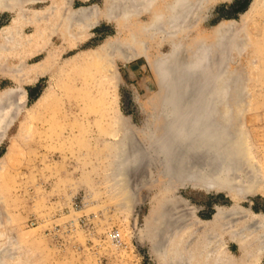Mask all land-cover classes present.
<instances>
[{
	"label": "bare ground",
	"instance_id": "obj_1",
	"mask_svg": "<svg viewBox=\"0 0 264 264\" xmlns=\"http://www.w3.org/2000/svg\"><path fill=\"white\" fill-rule=\"evenodd\" d=\"M48 1L43 7H34ZM209 1L106 0L100 9L96 5L72 7L70 0H0V15L8 14L0 26V70L4 69L3 74L15 83L12 89L0 91V139L24 102L21 84L32 83L54 68L51 50L27 65L22 53L43 49L41 42L47 43L50 36H57L62 46L74 48L100 20L120 30L123 25L125 38L106 39L56 67V82L66 93L71 89L72 74L80 72L94 79L95 94L108 115L106 125L101 127L107 140L100 177L112 199L130 208L136 198L134 187L142 177L156 182L160 175L163 180L151 198L137 238L147 243L158 263L229 264L233 257L227 250L228 239L236 245L241 264H260L264 258V217L240 211L235 203L246 195L264 193L263 178L257 173L259 165L251 155L240 117L232 114L235 108L241 109L238 76L228 72L227 59L213 44L226 40L233 22L219 24L213 48L204 40L191 44L195 24L204 18ZM26 25L32 27L27 35L23 33ZM150 43L156 47L164 44L167 52L150 56ZM14 53L16 63L7 57ZM139 57L145 60L159 87L158 104L150 105L151 114L143 129L134 128L114 110L104 87L116 84L114 59L129 62ZM213 59L217 66L208 73ZM233 90L237 94L231 103L228 97ZM56 91L47 86L28 116L48 107L57 98ZM154 120L161 122L155 126ZM24 131L20 127L18 133ZM148 145L154 152L146 158L153 161V166L145 168L142 152ZM194 155L204 165L196 168V161L192 167L186 163L185 169L178 166L179 159L182 165ZM134 172L140 176L136 182L131 178ZM186 184L228 193L239 215L231 216L234 209L216 206L211 219L196 218L186 201L173 196L176 188ZM9 243L0 230V264H17L14 242Z\"/></svg>",
	"mask_w": 264,
	"mask_h": 264
},
{
	"label": "rangeland",
	"instance_id": "obj_2",
	"mask_svg": "<svg viewBox=\"0 0 264 264\" xmlns=\"http://www.w3.org/2000/svg\"><path fill=\"white\" fill-rule=\"evenodd\" d=\"M105 4L106 0H70L72 7L96 5L103 9ZM205 7L204 18L195 21L190 41L192 45L203 40L212 45L219 24L233 22L226 40L213 44L227 59L228 72L238 76L241 109L235 108L238 112L232 114L240 117L264 187V0H210ZM6 19L8 14L0 15V26ZM121 27L116 29L112 23L100 20L74 48L62 46L57 36H50L46 44L41 42L43 49L22 53L27 65L51 50L54 68L32 83L21 84L24 102L0 139V230L10 245L14 242L17 264H160L152 257L147 243L137 238L162 177L159 175L156 182H147L142 177L141 183L134 187L133 205L130 208L118 205L100 177L107 140L101 127L106 125L108 115L102 110L100 96L95 94L94 79L80 72L72 74L67 93L56 82V67L64 59L92 49L106 39L125 38L126 29ZM31 30L26 25L23 33L27 35ZM159 47L150 43V56L167 52L164 44ZM218 55L216 52L215 56ZM14 56L15 53L7 55L16 63ZM216 66L213 59L207 72L213 73ZM113 69L116 84L104 85L105 95L130 125L143 129L151 114L150 105L158 104L156 78L142 57L129 62L114 59ZM3 70H0V91L15 87ZM47 86L57 90V98L28 116ZM235 94V90L231 91L228 101L233 103ZM154 122L158 126L161 121ZM20 127L25 129L21 134ZM144 149L142 165L148 168L153 161H148L147 155L154 149L149 145ZM196 161V168L205 163L199 158ZM131 178L136 182L139 173L134 172ZM173 196L186 201V207L200 220L211 219L216 206L232 203L223 192L204 191L188 184L176 188ZM236 203L249 207L253 215L264 217L262 191L246 195ZM110 231L119 232L118 246L108 239ZM226 245L233 257L229 264H241L236 245L228 239ZM260 264H264V258Z\"/></svg>",
	"mask_w": 264,
	"mask_h": 264
},
{
	"label": "water",
	"instance_id": "obj_3",
	"mask_svg": "<svg viewBox=\"0 0 264 264\" xmlns=\"http://www.w3.org/2000/svg\"><path fill=\"white\" fill-rule=\"evenodd\" d=\"M196 153H198V152H196ZM196 153H194V154H196ZM199 153H200V152H199ZM178 154L180 155V153H178ZM182 156L184 157V155H182ZM189 158H190L191 161L185 162V163L182 164V165L180 164V161H181V160L179 159V161H178V166H180L181 169H182V168L185 169V168H186V165H187L186 163H188V165L192 167V166L195 164V161H196L195 158H196V157H195V155H194V157H193V156H189ZM224 194L226 195V197H229V196H227L228 193H224ZM228 199H229L230 201H232L231 198H228ZM235 204L237 205V207H238V209H239L240 211H243V212L245 211L246 213L254 214V213H252V211L250 210L249 207H247V208L245 207V208H244V207L240 206V205L237 204V203H235ZM235 204H234V202L232 201V203H231L230 205H228V206H226V207H223V208H225L226 210H232V209H234V212H235V213L231 214V216H232V215H239L240 212L238 211V209H236L237 207L235 208V207L233 206V205H235Z\"/></svg>",
	"mask_w": 264,
	"mask_h": 264
},
{
	"label": "built area",
	"instance_id": "obj_4",
	"mask_svg": "<svg viewBox=\"0 0 264 264\" xmlns=\"http://www.w3.org/2000/svg\"><path fill=\"white\" fill-rule=\"evenodd\" d=\"M108 239L110 240L111 244L114 246H118L120 244V234L118 231H110L108 233Z\"/></svg>",
	"mask_w": 264,
	"mask_h": 264
},
{
	"label": "crops",
	"instance_id": "obj_5",
	"mask_svg": "<svg viewBox=\"0 0 264 264\" xmlns=\"http://www.w3.org/2000/svg\"><path fill=\"white\" fill-rule=\"evenodd\" d=\"M79 187V186H78Z\"/></svg>",
	"mask_w": 264,
	"mask_h": 264
}]
</instances>
